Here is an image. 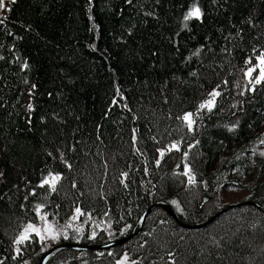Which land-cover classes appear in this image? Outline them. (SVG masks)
<instances>
[{"label":"trees","instance_id":"trees-1","mask_svg":"<svg viewBox=\"0 0 264 264\" xmlns=\"http://www.w3.org/2000/svg\"><path fill=\"white\" fill-rule=\"evenodd\" d=\"M194 2L17 0L8 2L11 12H0L7 17L0 24L5 264H39L49 250L33 234L12 259L23 227L39 226L37 204L58 226L71 221L83 228L61 242L102 245L140 231L154 204L169 205L181 223L200 226L239 202L258 207L230 209L197 229L183 228L155 207L126 243L59 249L45 264H115L124 253L138 264H264V84L248 91L244 76L253 49L264 51V0H198L203 18L185 27ZM217 85L216 108L203 111L189 132L175 117L195 112ZM174 141L181 150L166 152L157 166L156 149ZM185 162L195 184L182 175ZM49 170L64 177L55 193L36 188ZM122 172L129 173L127 188ZM76 207L85 215L72 220Z\"/></svg>","mask_w":264,"mask_h":264},{"label":"snow or ice","instance_id":"snow-or-ice-1","mask_svg":"<svg viewBox=\"0 0 264 264\" xmlns=\"http://www.w3.org/2000/svg\"><path fill=\"white\" fill-rule=\"evenodd\" d=\"M129 3H131V0H128ZM10 3L12 5H15L17 3V0H10ZM0 11H7L11 12L12 8L8 7L6 4V0H0ZM203 11L201 7L199 6L198 0L197 2L192 3L186 13L184 14V22L185 27H187V22L191 21L193 19L197 21H201L203 18ZM91 19V17H89ZM7 20V17L0 18V24H3ZM196 55L199 54V50H197ZM0 59H3V57H0ZM245 64L247 65L246 70L244 71V76L247 78V85L246 89L248 91L255 92L257 85L264 84V51H258L257 49H253V55L249 56L245 60ZM25 69L28 68V64L25 63L23 65ZM192 75H196V73H192ZM227 83V81H225ZM33 88L36 86L33 85ZM219 88V85H217V88H214L207 94V98L202 100L195 112L192 111H185L182 115H177L175 118L179 121H181L189 132L194 131V126L196 125L197 118L203 111H207L211 113L217 105V98L221 96V92L217 89ZM243 94V93H241ZM116 96L119 97L120 101L125 100L126 98L120 93L119 88L116 89ZM112 105L115 106L119 103L117 99H113L111 101ZM28 111H33V105L29 104ZM123 107L127 109L128 111H131L127 103L123 104ZM235 107V106H234ZM236 125H234L232 128H229V131H233L235 129ZM138 129H132V137L131 141L132 144L135 145L137 143V133ZM153 139H155L153 137ZM180 141H174L170 145L167 146L166 149L157 148L156 151L159 153L160 159L156 160V165L159 166L161 163V160L164 158L166 152H171L173 150L180 151ZM198 143V141H197ZM260 143H264V139L260 140ZM137 152H139V149H136ZM48 155L51 157L53 154L51 152L48 153ZM60 159L62 162L66 164V166L71 169L72 165L70 163H67V161L64 159L63 152H60ZM261 156H264V153L260 154ZM188 153L184 152L183 157L184 160L187 161ZM179 168L180 165H177ZM147 171V169H145ZM4 174L0 172V176H3ZM129 173L128 172H122L121 176L124 178L121 180V183L124 184V187L127 188L128 184L125 183V180L127 179ZM182 175L187 177V182L189 185L195 184L196 182V176L193 174L192 168L185 162L184 163V170L182 172ZM64 179L63 175L60 172H54L49 170L46 175H42L39 183L36 185V188L45 189L51 193H55L58 190V185L61 183V181ZM75 187V184L73 185ZM31 195L35 196L36 191L35 189L32 190L30 193ZM25 199H27V196H25ZM173 204L177 206L179 209V203L175 200L172 201ZM44 205L43 204H37L35 205V212L36 215L39 217L40 221L42 222V226H38L35 223L29 222L24 227L23 230L19 233L18 236L13 241L14 245V252L15 255L12 256V259L15 260L17 256L21 253V245H24L26 242H29L33 238V234L35 237L39 238V241L43 243L44 241L51 239L53 241L58 240L61 235L64 236L65 239L68 238L66 229L72 228V222L69 221L65 226L64 230L58 231L53 223H50L47 217V214L43 213ZM85 215V213L81 210L80 207H76L74 210V215L72 217V220H77L79 217ZM107 215V213H105ZM89 219H91V214H88ZM110 227V225H109ZM130 227V226H129ZM73 231L82 234L83 228L77 227L72 228ZM111 235V233H109ZM92 240L96 239V232L93 231L91 236L89 237ZM109 255H112V253H109ZM169 255H172V253H169ZM0 264H5L4 259H0ZM25 264H27V261H25ZM115 264H138L137 261L132 260L127 253H124L123 256L115 261Z\"/></svg>","mask_w":264,"mask_h":264},{"label":"water","instance_id":"water-1","mask_svg":"<svg viewBox=\"0 0 264 264\" xmlns=\"http://www.w3.org/2000/svg\"><path fill=\"white\" fill-rule=\"evenodd\" d=\"M243 206H256L251 202H239V203H235V204H231L230 206H228L226 209H223L222 211H220L218 214H216L212 219H210L208 222H206L203 225L200 226H190V225H186L180 222L176 212L174 211V209L166 204H154L151 205L146 212L143 214L142 217V226L140 228V231L143 229L144 225H145V221H146V217L149 215V213L155 208V207H161L164 210H166L168 212V214L174 219L176 220L183 228L185 229H197V228H202L205 227L209 224H211L216 218H218L220 215L224 214L226 211L233 209V208H237V207H243ZM258 207V206H256ZM138 231L137 233L128 236L127 238H124L122 240H117L114 242H109L107 244L98 246V245H79V244H75V243H61L59 245H56L54 247H52L50 250H48L44 256L42 257L41 261L39 264H45L47 262V260L49 259V257L57 250L61 249V248H75V249H81V250H109L111 248L117 247L119 245H122L124 243H126L127 241H129L132 237L137 236L139 234Z\"/></svg>","mask_w":264,"mask_h":264},{"label":"rangeland","instance_id":"rangeland-1","mask_svg":"<svg viewBox=\"0 0 264 264\" xmlns=\"http://www.w3.org/2000/svg\"><path fill=\"white\" fill-rule=\"evenodd\" d=\"M10 0H6V4L8 5V2H9ZM1 12V11H0ZM241 196V195H240ZM48 220H49V222L50 223H53L54 225H55V227H56V229L58 230V231H62V230H64V226L63 227H61V226H58L55 222H53L51 219H49L48 218ZM78 220V219H77ZM39 226H42V222L40 221V223H39ZM74 227H76V225H72V228H74ZM72 228H68V229H66V231H67V236L69 235V232L72 230ZM63 239H65L64 238V236L63 235H61L60 236V238L58 239V240H55V241H53V240H51V239H48V240H46V241H44V243H45V246L47 247V248H52L53 246H55V245H57V244H60L61 243V241L63 240Z\"/></svg>","mask_w":264,"mask_h":264},{"label":"bare ground","instance_id":"bare-ground-1","mask_svg":"<svg viewBox=\"0 0 264 264\" xmlns=\"http://www.w3.org/2000/svg\"><path fill=\"white\" fill-rule=\"evenodd\" d=\"M61 243H69V242H61ZM61 243H60V244H61ZM57 245H59V244H57ZM81 245H82V244H81ZM102 245H104V244H102ZM55 246H56V245H55ZM98 246H101V245H98ZM53 247H54V246H53ZM50 249H51V248H50ZM50 249H49V250H50ZM61 249H63V248H61Z\"/></svg>","mask_w":264,"mask_h":264}]
</instances>
